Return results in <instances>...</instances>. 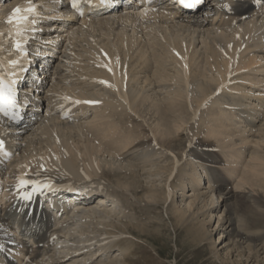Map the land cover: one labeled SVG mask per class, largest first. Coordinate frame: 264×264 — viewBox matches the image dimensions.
Returning a JSON list of instances; mask_svg holds the SVG:
<instances>
[{"label":"bare ground","instance_id":"1","mask_svg":"<svg viewBox=\"0 0 264 264\" xmlns=\"http://www.w3.org/2000/svg\"><path fill=\"white\" fill-rule=\"evenodd\" d=\"M239 4L240 5L238 6V9H250L249 1L247 0H241ZM0 6V10H4L3 7H5V5L0 4ZM9 8L11 7L8 6L7 9ZM12 10L13 7L11 8V11ZM243 13H245V11H243ZM4 15L5 14L2 12L0 14V18ZM171 16L173 17V14H171ZM199 18H201V15L193 14L189 17V20L186 18L185 20L184 18L183 20H176L175 17L174 19H163V25L154 27L151 32L158 33L160 31L161 33L162 29L168 30L173 27L175 29H179L177 30V33H182L181 37H183V40L186 37L189 38L190 36H193L194 34H197L196 39H200L205 36V38L200 41V43L202 44L205 43L203 44V46L205 45L206 48V62L204 67H201L200 64L195 62L199 51H197L196 53L195 48H191V43H188V47L184 46V49L178 47L182 40L179 42V40H174L171 38L170 40L168 39L169 43L163 45V54L156 52V54H152V57H150L149 45H138V39L136 40V34L138 33L136 27L134 26L133 33H128L126 31L127 28L131 25L130 23L137 24L138 21L141 20L134 14L124 15L123 13L116 12L113 14H107L93 21H85L84 25L90 27L91 30H95L96 28L98 29V27H101L102 29H108L109 27L111 28V30H113L115 29V27H118L119 32L117 31L116 39L118 40V33L119 37H122L120 46L118 48L121 51L122 45H124V50L120 52L117 49V51H111V48H109L111 50H109L108 48H102L99 52H93V54H91L92 56L90 55V57L91 61H93L97 65V68H90V66L85 62V59H82V56L80 54L75 55L76 60L69 62L67 69H63L61 66H58V69H61L58 74L61 75L59 76L58 80L56 79L57 81L53 80L54 87L50 89V91L52 90L55 93V101H53L54 103L51 104L52 108H48L49 116H43V120H41V123L37 125L36 129L33 132L23 136L21 143L24 144V146L18 151L16 159L11 162V168H15L16 173L18 174L20 169L21 173L26 172L27 165L32 164L34 161H38V159H40L39 154H43L44 160L40 159V163L38 165L39 169L37 170V172H39V177H43L45 176V174L43 173L46 165H52V161L55 162L54 157H57V155H59L60 158L52 165V167H58L60 169L59 172L73 171L75 172L76 178L83 180L85 174L86 176L91 177L98 173V163H96L95 165L92 158L97 157L98 159H100L96 154L100 151V149H103L106 153L110 151L109 154L112 153V155L113 152H111V150H114V153L115 151L116 153L117 151H122V156H125L122 157V161H124V158L127 157V162L134 160L138 161L137 157H133V154L135 153L137 155L141 153L138 156L143 155L149 157L151 153L146 151L144 153L142 152L143 148H141V144L145 145L146 143L143 142H147L149 141V139H145L142 142L140 141L137 145L133 146L131 144V141L117 138L113 134L118 129L117 124L121 123L118 117L124 115V121L128 119V121L133 122L134 117L131 115V113L139 114V111L145 105H147L148 101H151L150 107L147 108L148 111L154 110L155 107L156 110L154 111V113H152V115L155 114L157 120L163 126L177 121L180 123L179 125H177V129H180L182 126L186 125H189L188 127H190L192 122L198 121V124L201 123L203 126H207L206 133L210 138L217 137L221 134H224L225 138L230 137L233 134H239V139H236L237 137H232L231 140L228 139V142L226 143V145L228 146H225V148L228 147L230 152L235 150V148L238 147V145L242 144V142H245L247 139V135H252L256 132L263 133L264 99H260V95L262 93L249 88L247 84L240 85L236 83H238V81H245V83H251L255 85L264 82L263 79L255 77L256 72L264 71V47L253 46L252 48H254L253 51L255 54L249 53L248 50L250 48L242 51L241 54H239V51H237L238 45L236 44L238 38L235 39V34L238 32V29L227 30V25L229 23L225 20H220L219 22L210 19L200 21ZM154 19H158V17L156 16L154 17ZM144 23V20H142L141 26H143V28H145ZM74 24L75 26L82 27L77 23H72V26ZM11 27L17 29L15 22L11 24ZM60 27L58 28L60 29V31L56 30L52 33V35H55L54 37H57L53 38L52 41L58 42L59 38L64 35ZM13 28L11 30H13ZM3 29L5 28L0 23V40L3 35ZM192 33L194 34L190 35ZM15 36H18L16 31ZM66 36L67 35H65V37ZM177 36L180 37L179 35ZM7 37L8 36H6L4 39H6ZM210 40L216 45L218 51L221 53L220 56L216 50H209V45L207 42H210ZM38 43L42 44L40 46L42 51L44 48H49L51 46V44L49 42H45V40V45H43V42ZM134 45L136 46L135 52H132V50L134 49ZM169 45H174L178 49H174L173 54H168V52L171 53L168 50ZM114 46H118V44L115 43ZM2 49L3 46L0 43V51ZM163 55L164 59L162 57ZM161 59H163L162 61L164 63H161ZM172 61L173 63L171 66ZM169 62L170 67L168 64ZM104 65H107V67H105ZM108 67L111 68V71H117L116 76H118V74L120 73V77H118V80L116 81L118 83L116 88L114 87V85H112V88H108L103 83H101V79H104L105 81L111 79V71L107 69ZM123 67L124 72L123 75H121ZM197 68L211 71V74L202 70L198 71ZM251 70L253 72H251V74L248 73ZM48 82H50V79H48ZM220 85H224V89L220 93L215 94L216 89ZM235 91L241 92V95L236 94ZM163 93L167 95V98L170 101L171 106L169 107L172 115L161 113L162 111L158 109L159 104L155 99L158 95ZM90 100L100 101V103H76V101ZM66 111L69 112L67 118L62 119V114H67ZM89 111H92L93 117L89 118V122H83V118L80 117L79 113L81 112L86 114ZM261 115L263 116L262 118ZM172 119H174V121H172ZM234 124L239 125V127L231 132V130H229L228 128L232 127ZM167 131L168 133H170L168 129ZM86 136H90V138L93 137L94 140H100V143H98V145H94L91 143L88 144V142L85 140L87 138ZM109 137L111 138L109 143H117L119 141L123 144L122 147L116 148L107 144L104 145L103 142L106 143L105 141H107ZM77 139L79 143L82 142V144L84 145L85 153L88 156V160L84 161L83 164L85 174L79 172L78 167L69 156L70 150L68 143L70 141L76 142ZM194 140L196 141L199 139L197 137H194ZM194 140L193 142H195ZM199 141H196V144L192 142L191 145L184 148L186 150L188 147H190L189 151H191V157H194H192V161L196 160L195 167L188 173L186 172V175H188L190 179V187L192 189L194 188V200L191 201L188 205H185L184 209L180 205L175 206L174 211L175 214H177L178 223L182 222L186 218V216L191 211H193L194 206L197 204V201L200 197V185L202 182H204L203 184L205 185L208 179L209 182L207 181V183H210L211 188L217 185L216 189H219L220 198L224 194L223 191H225V185L229 184H227L228 181L226 182L227 179L225 180L224 178L223 180V178L220 177L221 175L217 174V171L219 172L220 169L217 166H213L218 164L216 157H211L213 151L210 149H205V142L200 143V145H203L202 147L197 146V143H199ZM239 141L241 142L239 143ZM192 145L197 146L199 150H195L196 148L194 149ZM169 146V148L171 149L172 147L170 143ZM245 149L248 150V155L250 147H245L244 152ZM170 151L173 154H170L172 156L173 167L169 174L170 179H168V185L161 192L158 190V188H152L147 191L145 193V196L150 200V202H153L160 197H164L166 201H170L174 197L175 191L172 188L171 183L172 179L178 172V167L183 161V157L181 156L180 158L179 154L175 153V151H173L172 149ZM80 154L82 155L83 152H80ZM238 157L240 158L241 156ZM205 159H207V161H205ZM17 168L19 169L18 172ZM46 175L55 177L54 174L50 173H47ZM15 176H17V174ZM118 182L119 187L126 188L129 186L128 181L119 180ZM181 186V188H183V195L186 193V191H190L189 187H187L186 184H182ZM28 189L31 190L32 186H29ZM16 190H18V188ZM16 192L13 191L12 193L11 206H7L6 210L4 209V215H0V226H10L12 220L17 217L22 218L23 220L26 219L27 213L23 212V204L21 202L16 203V201L18 200V195ZM230 194L231 191L228 192V195L224 194V201L230 200ZM0 197L2 198L3 195L0 194ZM95 200H98V202H96L97 205L94 204L95 206H91L93 205V203L90 202H94ZM99 202H101V204ZM114 203L115 202H112V204L109 205L105 202L103 196H101L99 198L92 199V201L84 202L83 205L76 206V204H72L71 207H64V218L62 219L61 217L58 220L56 219L57 226H62V229H60L59 231H56V229H54L55 232L52 231L53 233H59L58 237H60L56 239V244L53 250L49 249L50 246L48 237L45 234L47 230L44 228L45 224L42 223L43 221H45L47 225L51 219L50 214L47 213L45 209L40 210L39 216L43 220L41 224L36 223L31 225L29 221L26 224L24 222L21 223V227L26 225L25 229L28 231H32V237L36 238V241L39 245H42L39 246L36 251L34 250L32 252L34 253V257L29 264H64L65 261L69 260L70 258H74L75 256H82L80 257L81 260L77 258L75 259L77 264H87L94 257L93 255L90 256V254H87L90 251L89 249L91 247H94V251L99 246L94 240L96 238H99L100 236L101 239L99 240V243L100 246H103V244L106 242L104 238L106 234V238L112 237L113 240L109 242V244L112 245L105 249H110V247L118 245V243L116 244V242H118V240L120 241L124 238H127L125 237L127 233L118 229L110 231V227L108 228V224H105V222L101 223L104 213L107 214H105L106 217L113 216L114 219H112V221H110L109 219V221H107L111 224L115 220L118 221L121 216H124L122 214V211L120 210H118L120 214L118 213L119 215H117V207ZM224 205L226 212L228 213L227 216L224 217V219H226L228 222L231 221L230 216L233 211L238 214L237 217L239 220L237 219V223L240 229H237L236 226L230 231L235 232V236L239 238V241L237 240L236 242L235 240L231 248L229 249L230 251L224 253L223 249H225V246H222V243H224L222 240L218 243V247L221 245L220 251L218 247L214 248L213 251L216 256L223 260V263L235 264L236 260L232 258L233 261H231L229 255H231V252L235 246H237L238 248L242 247L240 241L243 238H246L245 242H248V251L254 250L252 243L255 240V236L253 235L256 232L254 233L252 231L253 233H251L250 227H256V224H260L261 222L264 224V197H253L252 201H249L244 205H234L231 207L227 204V202ZM208 206L209 200L206 201L204 207ZM204 207L202 209H204ZM73 213H81L82 215L85 214V217L95 216L94 219L98 220V222L100 221L99 225L106 226L107 228L104 231H99V233L94 237L84 240L80 239L79 236L85 235L82 234L83 230L82 232L78 233V236L76 237L72 233L69 234L68 228H65L63 226L65 223H67V221L69 222L71 218H74V221L76 222L75 224L80 225V228L83 224L86 223L84 221L85 217L81 216L83 218L82 219L80 215H74ZM34 214H38L37 209L34 211ZM254 216H258V219L254 218ZM189 217L191 218L193 217V215H190ZM75 224H70V226H73ZM206 226L207 222L205 219L200 221V225L198 228L199 232H204V235L205 233L207 234L208 231H210L211 233L213 229L209 230V228H207ZM222 232L225 233V231ZM244 232H246L247 235L250 234V236L246 237ZM100 233L104 234L102 235L103 237L100 235ZM66 234L69 235L67 236ZM227 235H231V233ZM263 237L264 236L260 238L262 239ZM257 238H259V236ZM217 239L219 241L220 237H218ZM77 240L82 241H80V243L77 242L79 244L76 245L74 244V242ZM228 240L231 241L230 239ZM242 241L244 242V240ZM91 243L94 244L91 246ZM65 251H71L73 253ZM66 253L67 255H64ZM70 254L74 256H71ZM63 255L67 258H61L63 257ZM99 256L95 257L90 262L97 260Z\"/></svg>","mask_w":264,"mask_h":264},{"label":"rangeland","instance_id":"2","mask_svg":"<svg viewBox=\"0 0 264 264\" xmlns=\"http://www.w3.org/2000/svg\"><path fill=\"white\" fill-rule=\"evenodd\" d=\"M181 34L182 33L180 32H170L168 39L170 40L171 38L174 40H181L183 39V37H181ZM193 34L194 33L190 35ZM177 35H179L180 37H178ZM196 37L197 34H194L193 36L189 37L190 39L187 37V39H185L188 43H191V46L192 44L194 45L193 48H195L196 53L197 51H199L195 62L200 64L201 67H204L206 62V48L205 45L203 46V44L205 43L202 44L200 43V41H202L205 36H202L203 38L200 39H196ZM83 39L85 42H81L82 39H79L76 47V49L82 54H84L85 50L90 47V45H88L86 42L87 37H83ZM116 40L113 41L104 39L103 42L112 47L113 44L115 45V43H117ZM148 40L150 41V46H152L155 51H158L160 45L163 43L160 41L159 44H156L155 40H150V36H148ZM103 45L106 46L104 43ZM209 45L211 46V43H209ZM163 48L164 47L162 45L161 52L159 50L160 54H163ZM209 50H211V47ZM168 54L171 53L168 52ZM164 55L162 56L163 59ZM68 59L69 56L65 54V57L61 61H57L58 64H56L60 66H65L67 64L66 61ZM163 59L160 60L161 63H164L162 61ZM172 63L173 61L171 62V66ZM168 64L170 67V62ZM197 70L200 71L202 70V68H197ZM206 72L211 74V71ZM155 100L159 104L158 109L162 111L161 113L172 115V112L169 107L171 106L170 101L167 98L166 94L163 93L158 95ZM150 103L151 101H148L147 105H145L139 111L140 115L129 112L134 117L133 122L128 121V119L124 121V115L118 117L121 123L117 124L118 129L113 133L114 136L117 138L131 141V144L133 146L137 145L140 141L142 142L145 139H149V141L143 142L146 143L145 145L141 144V148H143L142 152L145 153L146 151L151 153L149 157L143 155L138 156L141 153L138 155L135 153L133 154V157H137L138 161L134 160L130 161V163L126 161L127 157L124 158V161H122V151H117V153L115 151L114 153V150L112 151L110 149L111 152H113L112 155V153L109 154L110 151L106 153L103 149H100V151L96 153L97 156L100 158H97V161H99L98 164L99 167H101V174L105 177L104 181L107 184V194L104 197L105 202L109 205L112 204V202H115L114 204L117 207V215L120 214L118 210L122 211V214L124 215L119 218L120 220L118 219L119 222L115 220L112 223L114 225H112L110 222L107 221H112V219H114L113 216H107V218V214L104 213L102 217L103 219L101 218V223L105 222V224H108V228L110 227V231L118 229L120 231L126 232L127 238H124L120 241L118 240V242H116V244L118 243V245L110 247V249H105L112 245L109 244V242L113 240V238H106V236V242L103 244V246H100L99 240L101 239V237L99 236V238H96L94 240L99 246L94 251V247H91L89 249V253L87 254H90V256L93 255L94 257L92 259L99 255L100 256L97 260L90 262L92 260L91 259L88 263L225 264L223 263V260H221V258L214 254L213 250L214 248H217L218 243L223 240L224 243H222V246H225L223 252L225 253L230 251L229 249L231 248L233 242L235 240L236 242L237 240L239 241V238L235 236V232H232L230 230L232 228H235L236 226L237 229H240V227L237 223L238 214H236L235 211L231 213L230 222L224 219V217H226L228 214L226 212L224 204L227 202V204L231 207L234 205L239 206L244 205L249 201H252L253 197H264V132H256L255 134L247 135L246 141L242 142V144L238 145L235 150L230 152L228 147H226L227 149L225 148V146H228L226 145V143L228 142V139L231 140L232 137H237L236 139H239V134H233L232 136L227 138H225L224 134H221L217 137L210 138L207 136L206 133L207 126H203L201 123L198 124V121L192 123L190 127H188L189 125H186L182 126L180 129H177V125L180 124L177 121L171 122L168 125L163 126L159 123L155 114L152 115L156 108L154 107V110L148 111L147 108L150 107ZM88 113V116H84ZM86 114L81 112L79 113L80 117L83 118V122H89V118L93 117L92 111L87 112ZM262 117L263 116L261 115V118ZM172 121H174V119H172ZM238 127L239 125L234 124L228 129L233 132L234 129H237ZM167 129L170 133H168ZM151 137H154V141L150 139ZM194 137H197L200 140H196L199 141V143H197V146L202 147L203 145H200V143L205 142V149H212L213 154L210 155L213 158L216 157V160L218 161V164L213 166H217L220 169L219 172L217 171V174L221 175L220 177L223 178V180L224 178L225 180L227 179L226 182L228 181L227 184H229L225 185V191H223V193L225 195H228V192L231 191V194L229 195L230 200L224 201V194L220 198L219 189H216L217 185L211 188L210 183H207L208 179L206 178V184L204 185V182H202L200 185V197L197 201V204L194 206L193 211H191L182 222L178 223L177 214H175L174 211L175 206L180 205L184 209L185 205H188L191 201L194 200V188L192 189L190 187V179L188 175H186V172L188 173L191 169L195 167L196 160L192 161L194 157H191V151L188 152L184 149L185 147L189 146V143L191 144L193 142ZM85 140L88 142V144L91 143L94 145H97V143H99L100 141L97 139L94 140L92 137L90 138V136H87ZM110 140L111 138L109 137L107 141H105L106 143L103 142V144H107L116 148L122 147L123 145L119 141L117 143H109ZM195 142L193 143L196 144ZM240 142L241 141H239V143ZM169 143L172 147L171 149L175 151V153L179 154L180 158L181 156L183 157V161L178 167V172L176 173L175 178L171 183V186L175 191L174 197L170 201H166L164 197H160L157 200L150 202V200L147 199V197L145 196V193L152 188H158V190L161 192L165 189V187H167L168 179H170L169 174L173 167L171 155L173 154L170 151L171 149L169 148ZM72 145L78 146V148L79 146H84L82 142L79 143L78 140L75 142V144H70V147ZM197 146L192 145L194 149L196 148L195 150H199ZM245 147H250L248 155L247 149H245L244 152ZM238 156L241 157L239 158ZM205 161H207V159H205ZM116 172L117 176H114L115 174L112 175ZM119 180L128 181L129 186L126 188L119 187ZM181 183L186 184L187 187H189L190 189V191H186L184 195L182 194L183 188H181ZM121 189H123L124 191H122ZM207 200H209V206L204 207ZM94 204L97 205L96 203H93V205L91 206H95ZM203 207L204 209H202ZM75 214L80 215V217H85V214ZM190 215H193V217L190 218ZM94 217L95 216L85 217L84 221L86 223L83 224L81 228L78 224H75L73 226H70V224L69 226L68 224H65V228H68L69 234L72 233L76 237L78 236L77 234L82 232L83 230L82 234L85 235L79 236L80 239L83 240L94 237L99 233V231H104L107 228L106 226L99 225L100 221L98 222V220L94 219ZM254 218L258 219V216H254ZM204 219L207 222L206 227L209 228V230L213 229L211 233L210 231H208V235L206 233L204 235V232H199L198 230L200 221ZM256 225V227H250L251 233L256 232L254 235L252 234L253 236H255V240L252 243L254 250L248 251V242H245L246 238H243L242 240H244V242L242 240L240 241L242 249L235 246L231 252V255H229L231 261H233V259L236 260L235 264H264V237L262 238L263 240L260 238L264 236V224L261 222L260 224ZM222 231H225V233H223ZM246 232H244L245 236H250V234L247 235ZM102 233H100L101 236L104 235ZM230 233L231 235H227ZM258 236L259 238H257ZM218 237H220L219 241L217 239ZM228 239H230L231 241H229ZM80 241L82 240H77L74 242V244L78 245ZM93 244L94 243H91V246ZM220 248L221 245L218 247L219 251ZM255 251L257 254L255 253ZM65 252L73 253L71 251ZM64 255H67V253ZM64 255L61 258L66 259L67 257H65ZM70 255L74 256L72 254ZM80 257L82 256H75L74 258H70L69 260L65 261L64 264H77L75 259L77 258L81 260Z\"/></svg>","mask_w":264,"mask_h":264},{"label":"snow or ice","instance_id":"3","mask_svg":"<svg viewBox=\"0 0 264 264\" xmlns=\"http://www.w3.org/2000/svg\"><path fill=\"white\" fill-rule=\"evenodd\" d=\"M183 2V0H182ZM194 2H199V0H194ZM80 0H72V7L73 8H78L79 7ZM187 6L191 7L193 4L189 3ZM230 9V6H227ZM35 11V8L32 6H29L25 10H22L21 7H17L13 10L12 15L8 17L7 22L9 24H13L15 22L17 26V34L19 35V26L24 24L28 20V14H31L32 12ZM82 14V11H81ZM16 48L19 49L22 53H24V49L22 47V42L20 40L16 41ZM26 54V53H25ZM11 65H16L18 63L17 60H12L9 62ZM107 67V65H104ZM109 71H111V68H109ZM15 75V73L9 72L8 76L11 77ZM101 83L108 84L107 81H101ZM15 84V81L12 79H6L4 73L0 72V112H4L6 115L9 114V109L13 108L15 106V90L13 88V85ZM111 86V85H109ZM76 103H90V104H95V103H100V101H76ZM13 119H17L18 117L15 115V113H11ZM4 146V141L0 140V148H3ZM28 183H36L33 181H27V180H21V185H25ZM49 185H43V187H48ZM39 185H37L36 188H34V191L39 190ZM25 199H30L31 198V193L25 192L24 194Z\"/></svg>","mask_w":264,"mask_h":264}]
</instances>
